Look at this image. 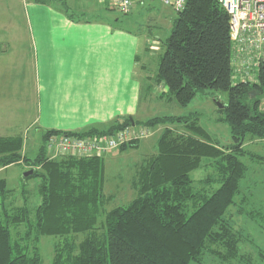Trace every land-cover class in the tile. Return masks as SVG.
<instances>
[{"label":"trees","instance_id":"16d2710c","mask_svg":"<svg viewBox=\"0 0 264 264\" xmlns=\"http://www.w3.org/2000/svg\"><path fill=\"white\" fill-rule=\"evenodd\" d=\"M27 2L68 12L63 0ZM229 25L230 16L218 0H188L185 9L176 13L155 76L156 84H163L167 96L183 108L204 91L228 95L220 110L224 117L218 121L230 129L229 145L212 142L199 118L177 116L146 121L123 117L80 133L45 131L34 158L23 154V136L0 137V169L23 162L34 170L24 181H41L40 204L32 212L27 205L7 209L10 189L0 179V264H42L39 241L45 236L66 237L55 246L52 264H205L206 255L218 258L219 264H256L240 258L243 236L231 223V209L244 214V205L252 202L244 159L258 162L246 145L264 140V70L256 84L232 82ZM133 125L163 130L156 154L133 182L136 197L124 207L107 209L105 156L50 159L46 152L52 135L93 137ZM175 125L183 126L185 133L175 132ZM138 146L134 141L118 150L123 153ZM205 160L214 169L203 181L216 184L211 192L196 190L192 178ZM13 228H23L17 231L18 238ZM79 234L84 235L79 243L68 240Z\"/></svg>","mask_w":264,"mask_h":264},{"label":"crops","instance_id":"0c3cea01","mask_svg":"<svg viewBox=\"0 0 264 264\" xmlns=\"http://www.w3.org/2000/svg\"><path fill=\"white\" fill-rule=\"evenodd\" d=\"M12 1H17L25 14L28 35L24 43L19 38L7 45L0 42V96H15L17 107L10 111L14 120L33 112L26 125L42 136L45 131L80 133L119 118L138 116L143 81L151 76L139 61L138 36L110 21H74L55 5ZM63 1L70 4V0ZM20 27L14 25L15 32ZM138 69L145 74L140 77ZM25 72L33 82L34 99L28 104L17 96L26 81ZM3 80L13 92L3 91ZM2 109L5 127L8 110ZM13 127L7 129L12 131ZM12 133L7 137L16 136ZM256 142L264 146V140ZM257 156L261 162L256 170L259 203L244 205V214L232 208L231 223L242 236L246 234L240 242V258L264 264V156Z\"/></svg>","mask_w":264,"mask_h":264},{"label":"rangeland","instance_id":"374dc122","mask_svg":"<svg viewBox=\"0 0 264 264\" xmlns=\"http://www.w3.org/2000/svg\"><path fill=\"white\" fill-rule=\"evenodd\" d=\"M84 1L70 0V4H66L68 8L67 14L72 20L110 21L116 24L119 29L132 32L141 40L139 61L145 67V70H147V75L151 76H149V80L145 79L143 81L140 110L138 116L134 117L136 120L146 121L158 116L197 117L199 118L200 126L210 134L212 142L220 145H229L233 142L228 125L225 122L218 121L224 117V112H220V110H223V107L227 104L228 95L223 92L204 91L199 93L188 107L183 108L178 105L173 97L167 96V90L163 87V84H156L155 76L158 72L160 58L164 52V42L170 36L176 19V13L172 9L164 6L158 0L154 2L148 0L144 4L138 5V8L136 6L132 13L123 15L114 7L113 0L109 4L107 3L108 5L104 4L102 0ZM18 6L17 1L15 3L12 0H0V42L3 45H7V43L15 38L21 39L22 42L28 40L26 17L23 10ZM13 7L15 8L13 9ZM14 25L21 26V30L15 32ZM137 73L140 77L145 74L142 69H138ZM25 74L26 81H23L17 96L23 99L24 104H28L29 101H33L34 99L33 82L32 77L27 76L29 73L25 72ZM3 83L5 84L3 88L4 92H13L14 88L6 85L8 81L3 80ZM163 94L164 96L161 97ZM14 99L15 96H0V134L3 137H7L6 134L15 132L12 133L14 136L15 134L16 136L17 134L23 136V154L34 158L42 144L41 134L34 127L28 128V125H26L29 121V114L33 112H27L28 114L23 113V118L13 119L10 111L17 107ZM261 105L262 110H264V97L262 98ZM3 107L8 110V121H6L5 127L3 122L5 118L2 115ZM31 108L33 109V103ZM10 125H14L12 131L7 129ZM182 127L181 125H175L172 126V129L178 133H185ZM162 130L161 127L152 129V134L148 138L138 141L139 146L135 149H130L123 153L115 150L105 155V194L110 197V202L107 205L108 210L127 206L136 197L133 182L137 179L140 168L150 157L156 154V143ZM256 141H248L246 149L262 157L264 156V146L259 145ZM244 163L248 166L246 182L250 180L251 188L255 190L253 191L251 203L258 204L259 196L256 194V183L259 174H257L256 170L261 165V162L244 159ZM210 164L211 161L205 160L204 166L192 173L196 190L211 192L214 187H217L216 184L208 186L203 183L208 175L214 174V169L211 167L212 164ZM30 170L32 169L23 162L0 169V179H5L10 189L5 202L8 210L27 205L34 212L40 204V195L38 194L39 184L41 183L40 179L32 178L27 182L24 181L25 172ZM1 213L2 208L0 207ZM17 231H23V228L12 229L14 238H18L21 234ZM242 231L250 232L249 230ZM243 236L246 237V234L243 233ZM65 239L66 237L57 236H45L40 239L39 250L43 260L42 264H52L55 246L58 244L62 245ZM83 239V234L68 238L69 241L75 243H79ZM217 261L220 260L211 255H206L204 258L205 264H219ZM253 262L263 264L261 261ZM243 263L246 264L245 262ZM233 264H235V261Z\"/></svg>","mask_w":264,"mask_h":264},{"label":"built area","instance_id":"2783aa9c","mask_svg":"<svg viewBox=\"0 0 264 264\" xmlns=\"http://www.w3.org/2000/svg\"><path fill=\"white\" fill-rule=\"evenodd\" d=\"M119 13L128 15L136 6L148 0H113ZM175 13L182 12L188 0H158ZM230 16L232 49V82L256 84L264 70V0H218ZM152 129L131 126L115 134L93 137L52 135L46 142V152L55 158L104 157L134 141L148 138Z\"/></svg>","mask_w":264,"mask_h":264},{"label":"water","instance_id":"95a60500","mask_svg":"<svg viewBox=\"0 0 264 264\" xmlns=\"http://www.w3.org/2000/svg\"><path fill=\"white\" fill-rule=\"evenodd\" d=\"M33 174H34V170H30V171L25 172L24 177L27 178V177L32 176Z\"/></svg>","mask_w":264,"mask_h":264}]
</instances>
